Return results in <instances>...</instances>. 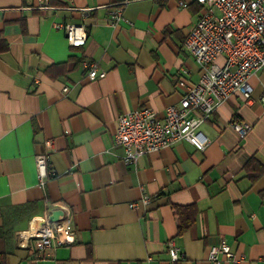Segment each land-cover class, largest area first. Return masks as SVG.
<instances>
[{"label": "crops", "instance_id": "crops-1", "mask_svg": "<svg viewBox=\"0 0 264 264\" xmlns=\"http://www.w3.org/2000/svg\"><path fill=\"white\" fill-rule=\"evenodd\" d=\"M178 1L0 0V264H210L208 249L222 240L240 264H264V172L251 182L244 170L251 156L264 166V68L249 78V101L235 93L200 124L204 150L180 140L130 164L113 140L119 114L150 107L161 116L184 94L178 80L199 78L184 41L201 8ZM63 22L85 24L83 46L54 27ZM84 61L106 75L90 79ZM235 118L251 124L244 138ZM40 152L49 154L43 186ZM143 196L147 204L129 207ZM186 204L196 221L177 235L172 205ZM62 206L72 244L44 256L19 244L33 218Z\"/></svg>", "mask_w": 264, "mask_h": 264}, {"label": "built area", "instance_id": "built-area-1", "mask_svg": "<svg viewBox=\"0 0 264 264\" xmlns=\"http://www.w3.org/2000/svg\"><path fill=\"white\" fill-rule=\"evenodd\" d=\"M193 1L201 5V11L187 33L184 45L199 66V78L192 83L180 78L178 84L184 88V94L178 104L167 106L161 116L150 107L118 115L113 140L122 147L125 163L135 164L143 154L169 147L180 140L204 150L208 139L199 129L200 124L235 93L241 94L246 101L251 99L249 78L264 68V0ZM37 2L43 7L49 6L50 0ZM189 2L179 0L178 5L186 8ZM122 18V7L118 6L110 11L108 22L115 26ZM54 27L64 31L72 46H83L87 41V29L83 23L63 22ZM219 56L223 58L222 63L217 60ZM83 65L87 67L90 79L106 75L94 62L84 61ZM261 100L264 102V90ZM231 125L240 138L251 129L248 122L233 120ZM48 162L47 152L35 155L40 186L45 184L50 173ZM148 201L149 198L143 196L131 202L129 207L136 208ZM61 211L58 220L50 219L49 209L42 216L33 218L29 228L19 232V244L37 256H44L55 247L72 244L74 233L69 212L65 206ZM167 246L172 261L181 258L173 240H169ZM243 259V255L235 256L223 240L212 244L207 252L210 264H222L225 260L240 264Z\"/></svg>", "mask_w": 264, "mask_h": 264}, {"label": "trees", "instance_id": "trees-1", "mask_svg": "<svg viewBox=\"0 0 264 264\" xmlns=\"http://www.w3.org/2000/svg\"><path fill=\"white\" fill-rule=\"evenodd\" d=\"M200 8L201 5L197 4V10ZM233 120L240 121L236 118ZM244 170L251 182H254L264 172V166L251 156L244 164ZM172 210L176 219L177 235L183 234L194 225L198 214V209L194 204L172 205Z\"/></svg>", "mask_w": 264, "mask_h": 264}, {"label": "water", "instance_id": "water-1", "mask_svg": "<svg viewBox=\"0 0 264 264\" xmlns=\"http://www.w3.org/2000/svg\"><path fill=\"white\" fill-rule=\"evenodd\" d=\"M62 211L61 210H52L50 213V219L51 220H58L59 217L62 215Z\"/></svg>", "mask_w": 264, "mask_h": 264}]
</instances>
